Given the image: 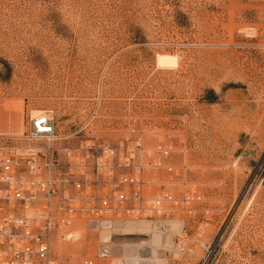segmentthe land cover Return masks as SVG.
<instances>
[{
	"label": "rangeland",
	"instance_id": "1",
	"mask_svg": "<svg viewBox=\"0 0 264 264\" xmlns=\"http://www.w3.org/2000/svg\"><path fill=\"white\" fill-rule=\"evenodd\" d=\"M41 110L160 161V214L57 216L54 264H264V0H0V143Z\"/></svg>",
	"mask_w": 264,
	"mask_h": 264
},
{
	"label": "built area",
	"instance_id": "2",
	"mask_svg": "<svg viewBox=\"0 0 264 264\" xmlns=\"http://www.w3.org/2000/svg\"><path fill=\"white\" fill-rule=\"evenodd\" d=\"M81 132L59 131L53 112L41 110L0 143V264H54L46 232L57 216L147 213L145 205L160 214V198L144 194V173L160 167L157 157L147 160L140 140L107 145ZM102 221L110 220L95 224Z\"/></svg>",
	"mask_w": 264,
	"mask_h": 264
},
{
	"label": "bare ground",
	"instance_id": "3",
	"mask_svg": "<svg viewBox=\"0 0 264 264\" xmlns=\"http://www.w3.org/2000/svg\"><path fill=\"white\" fill-rule=\"evenodd\" d=\"M171 56V55H170ZM169 55H160V56H158L157 57V66H160V67H162V68H164V67H168V66H173V65H170V61H171V59L173 58L172 56L170 57ZM171 69V68H170ZM36 112V111H35ZM20 124V123H19ZM102 224V223H101ZM108 224V223H107ZM152 225V224H151ZM158 225V224H157ZM66 226V225H65ZM64 225H62V226H60V228H59V231H60V229H61V227H65ZM105 230H104V232L103 233H110L111 232V227L109 228V226L107 225L106 226V224L104 223V224H102L101 225ZM133 226H135V225H133V224H131V223H127V227H128V230L130 231V230H132V228H134ZM146 226H147V224L146 223H142L141 224V227L142 228H146ZM153 226V225H152ZM157 227V226H156ZM159 227V226H158ZM148 229V228H147ZM149 230V229H148ZM158 230V229H157ZM68 231L67 230H65L64 231V233H67ZM106 236V235H105ZM104 236V237H105ZM68 238L69 237H71V236H67ZM77 236H75L74 237V239H77L76 238ZM107 237V236H106ZM105 237V238H106ZM107 240V239H106ZM181 246V245H180ZM183 246V245H182ZM181 246V247H182ZM179 247V246H178ZM153 249V248H152ZM151 249V250H152ZM178 249V248H177ZM154 251V250H153ZM172 251V250H171ZM178 251V250H177ZM153 253V252H152ZM155 253V252H154ZM153 253V254H154ZM152 254V255H153ZM152 255H151V257H152ZM154 256V255H153ZM152 259V258H151ZM156 259V258H155ZM139 261H141V259L140 260H137V259H133V258H131V259H126V260H124V264H140L139 263ZM154 261V260H153ZM153 261H150L149 259H143L141 262H144V264L146 263V264H152L151 262H153ZM121 262V261H120ZM156 263V262H155Z\"/></svg>",
	"mask_w": 264,
	"mask_h": 264
},
{
	"label": "clouds",
	"instance_id": "4",
	"mask_svg": "<svg viewBox=\"0 0 264 264\" xmlns=\"http://www.w3.org/2000/svg\"><path fill=\"white\" fill-rule=\"evenodd\" d=\"M179 57L178 56H174L171 61H170V65H173V67H170L172 69H177L179 67Z\"/></svg>",
	"mask_w": 264,
	"mask_h": 264
}]
</instances>
